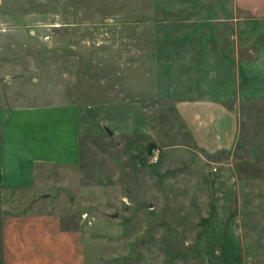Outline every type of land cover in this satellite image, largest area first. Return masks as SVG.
<instances>
[{"label":"rangeland","instance_id":"obj_1","mask_svg":"<svg viewBox=\"0 0 264 264\" xmlns=\"http://www.w3.org/2000/svg\"><path fill=\"white\" fill-rule=\"evenodd\" d=\"M263 43L264 3L0 0V109L73 104L80 114V162L51 167L20 198L38 192L32 211L81 228L88 264L262 261ZM247 59L252 72L241 70ZM228 86L240 133L212 155L176 104Z\"/></svg>","mask_w":264,"mask_h":264},{"label":"crops","instance_id":"obj_2","mask_svg":"<svg viewBox=\"0 0 264 264\" xmlns=\"http://www.w3.org/2000/svg\"><path fill=\"white\" fill-rule=\"evenodd\" d=\"M242 64L243 72L253 71L250 67L254 61L247 59ZM232 71V65L228 66L227 75ZM231 87L215 90L213 95L204 90L176 104L195 145L212 155L232 151L238 141L240 122L234 109L227 106L237 98L231 95ZM246 93V99L259 98L258 94ZM79 115L73 104L0 109V264H88L87 239L81 228L67 224L64 216L52 209L32 211L44 202L38 192L33 194V201L24 203L20 198V193L36 189L41 182L39 175L46 170L80 162ZM18 201L20 209L9 211L10 204ZM256 246L263 247L264 243L257 242ZM261 258L248 264H264V255Z\"/></svg>","mask_w":264,"mask_h":264},{"label":"water","instance_id":"obj_3","mask_svg":"<svg viewBox=\"0 0 264 264\" xmlns=\"http://www.w3.org/2000/svg\"><path fill=\"white\" fill-rule=\"evenodd\" d=\"M108 133L110 134V135H112L113 133L110 131V130H108ZM117 217H118V215H116Z\"/></svg>","mask_w":264,"mask_h":264},{"label":"trees","instance_id":"obj_4","mask_svg":"<svg viewBox=\"0 0 264 264\" xmlns=\"http://www.w3.org/2000/svg\"><path fill=\"white\" fill-rule=\"evenodd\" d=\"M153 149H154V148H152V150H153ZM152 150H151V151H152Z\"/></svg>","mask_w":264,"mask_h":264}]
</instances>
